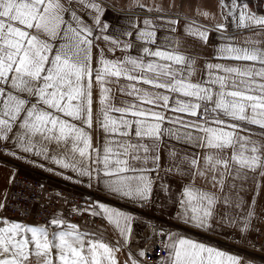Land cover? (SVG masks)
Instances as JSON below:
<instances>
[{"label":"snow or ice","instance_id":"1","mask_svg":"<svg viewBox=\"0 0 264 264\" xmlns=\"http://www.w3.org/2000/svg\"><path fill=\"white\" fill-rule=\"evenodd\" d=\"M133 3L158 15L113 17L106 0H0V147L140 207L163 194L192 228L247 233L246 194L264 193V15L217 0L220 43L202 59L193 50L211 46L209 26ZM135 219L99 202L44 223L0 215V264H252L163 226L133 247Z\"/></svg>","mask_w":264,"mask_h":264},{"label":"crops","instance_id":"2","mask_svg":"<svg viewBox=\"0 0 264 264\" xmlns=\"http://www.w3.org/2000/svg\"><path fill=\"white\" fill-rule=\"evenodd\" d=\"M142 2L152 9L163 7L167 15L179 19L181 24L195 20L198 22L197 26H209L211 46L201 47L197 45L193 51L194 54L202 59L211 58L215 51V45L220 43L217 39L218 33L211 30V26L221 19L218 15L217 0H142ZM246 2L252 11L258 15H264L261 2L251 0H246ZM106 4L107 11L113 17L136 18L145 15H158L156 11L148 12L134 6L133 0H106ZM202 12L212 13L215 18L213 16L204 18L200 15ZM177 28L178 32H182L180 25H177ZM236 35H240V33H236ZM9 148L16 153L15 156L9 154L7 149L0 147V192L4 193L6 197L11 185L9 183L10 178L13 179L16 173L27 174L40 180L48 181L58 189L74 191L84 195L89 198L90 203H104L133 215L136 218L133 223V247H146L150 240L149 233L151 228L149 225L159 222L161 226L167 229L182 232L210 246L242 256L246 260L252 261V264H264V251H255L253 249L264 209V193H254L249 188L246 194V199L255 200L256 202L253 206L255 212L252 218L253 227L247 233H242L227 224H214L208 231H203L184 225L175 219V206L168 202L163 194L154 192V202L147 205L146 209H143L139 205L113 196L104 188L102 183L92 181L90 186L87 177H80L69 169H63L44 156L24 153L11 146ZM173 187L175 188V182H173ZM28 223L38 222L31 220Z\"/></svg>","mask_w":264,"mask_h":264},{"label":"built area","instance_id":"3","mask_svg":"<svg viewBox=\"0 0 264 264\" xmlns=\"http://www.w3.org/2000/svg\"><path fill=\"white\" fill-rule=\"evenodd\" d=\"M259 1L264 5V0ZM89 202V198L78 194L74 191H66L52 186L48 181L29 176L27 174L16 173L12 179L6 199V208L1 215L10 217L11 219H20L22 221H36L44 223L46 219L55 212L69 213L73 207H85ZM147 208V205L141 207ZM73 222L81 224L87 222L92 225V218L86 214L70 216ZM99 218L95 219V224H100ZM155 226H161L157 223ZM167 229V228H166ZM151 244V239L148 245ZM147 245V246H148ZM254 248L256 251H264V209L262 212L259 229L256 235ZM150 251V249H149ZM153 256L157 253H152ZM145 264H153L151 259H147Z\"/></svg>","mask_w":264,"mask_h":264},{"label":"rangeland","instance_id":"4","mask_svg":"<svg viewBox=\"0 0 264 264\" xmlns=\"http://www.w3.org/2000/svg\"><path fill=\"white\" fill-rule=\"evenodd\" d=\"M256 2H259V1H256ZM262 3V2H261ZM262 5H263V3H262ZM263 9H264V5H263ZM157 223H159V222H156V223H154L153 225L155 226ZM160 224V223H159ZM161 225V224H160ZM92 226V225H91ZM164 227V226H163ZM256 239V238H255ZM148 243H149V241H148ZM255 243V242H254ZM148 245V244H147ZM253 249L255 250V248L253 247ZM256 251V250H255Z\"/></svg>","mask_w":264,"mask_h":264}]
</instances>
